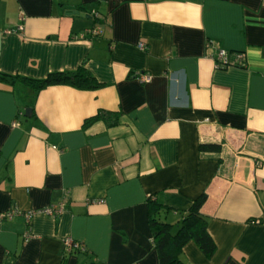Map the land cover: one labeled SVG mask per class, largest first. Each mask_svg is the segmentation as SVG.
Returning a JSON list of instances; mask_svg holds the SVG:
<instances>
[{"label":"crops","instance_id":"obj_1","mask_svg":"<svg viewBox=\"0 0 264 264\" xmlns=\"http://www.w3.org/2000/svg\"><path fill=\"white\" fill-rule=\"evenodd\" d=\"M82 65L98 88L0 82V264H159L147 198L177 226L202 193L216 249L182 264H264V0H0V73Z\"/></svg>","mask_w":264,"mask_h":264},{"label":"trees","instance_id":"obj_2","mask_svg":"<svg viewBox=\"0 0 264 264\" xmlns=\"http://www.w3.org/2000/svg\"><path fill=\"white\" fill-rule=\"evenodd\" d=\"M16 81L37 92L47 87L58 85H69L77 89H96L99 87L95 78L83 65L72 72L51 73L42 80L14 78L0 73V82L13 84ZM98 120L109 122L108 120H111V116L108 113H100L86 120L84 127ZM201 150L217 151L218 149L216 146L206 145L201 146ZM205 199L206 196L202 193L193 200L180 223L177 226H173L159 219V212L164 208L154 199V196L147 198L148 225L152 244L157 251L159 264H182L180 254L188 242H194L207 258L212 257L216 248L207 232V220L200 213V208Z\"/></svg>","mask_w":264,"mask_h":264},{"label":"built area","instance_id":"obj_3","mask_svg":"<svg viewBox=\"0 0 264 264\" xmlns=\"http://www.w3.org/2000/svg\"><path fill=\"white\" fill-rule=\"evenodd\" d=\"M139 47L141 49H144V44L141 43L139 45ZM244 59H245L244 54H233L230 56L227 52H225L223 50H218L216 53V56L214 58V61L218 67H222V68L230 67V66L241 67L244 65ZM149 81H150L149 77H143L142 78V82H149ZM62 211H63V205L59 204V205H53V206L46 207V208L39 209V210H32V211L26 212L24 214V216L27 220H30V218L36 214L46 215V216H50L52 218H55V217L61 215ZM19 214H20V212H18L16 209H14L10 212L0 214V218L11 220L15 215H19ZM63 244H64V252L65 253L84 250V247L82 244L74 241L70 237L65 238L63 240Z\"/></svg>","mask_w":264,"mask_h":264},{"label":"water","instance_id":"obj_4","mask_svg":"<svg viewBox=\"0 0 264 264\" xmlns=\"http://www.w3.org/2000/svg\"><path fill=\"white\" fill-rule=\"evenodd\" d=\"M75 14H78V12H74ZM30 109H27L26 111H25V116L26 117H29L30 116Z\"/></svg>","mask_w":264,"mask_h":264}]
</instances>
